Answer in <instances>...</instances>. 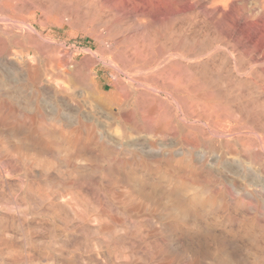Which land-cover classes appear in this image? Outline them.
I'll return each instance as SVG.
<instances>
[{
	"label": "rangeland",
	"instance_id": "rangeland-1",
	"mask_svg": "<svg viewBox=\"0 0 264 264\" xmlns=\"http://www.w3.org/2000/svg\"><path fill=\"white\" fill-rule=\"evenodd\" d=\"M44 1L47 4V6L45 5ZM51 1L54 2V0H51ZM51 1L50 0H42V1L41 0L40 1L38 0H0V29H1L0 30V41L4 42V46H5V50L2 49L3 54L0 55V57H2V59H0L1 60L0 61L1 63L0 65V100H2V97H3V101H12L14 99L13 102H20L23 105H25V103L27 105V103L30 102L32 109H30L31 108L30 105L29 106L25 105L26 109L29 113L30 112L34 113V110H35L34 108L37 102L45 101L46 99L45 97H47V95H48L47 99H50L49 94L45 95L46 92L50 93L49 91L50 88L46 86L48 89L46 88L47 90L44 89L45 90L44 91L43 88L41 89V87H39L38 85L35 84L34 85L35 87H34L33 84H30L31 82L26 77V72H25L26 68L28 69L30 67H35L36 65L39 66V64L40 66L42 65L44 66V63H43L44 61H45V67L47 66L46 68H49V69L51 68V64H53V62L55 64L59 61H62V63L65 61V63L67 62L66 66L68 68L71 67L70 70L72 69V73H73V68H75L74 72L75 71L77 72L78 70L77 68L80 67L79 68L80 71L78 70V72L81 73V75L85 74L86 72V74L84 76L82 75V77L83 78L85 76L87 77V78L85 77L87 80L85 78L84 79L86 80L88 85L85 82V80H84V83L82 82L83 78L82 80L77 82L75 81L76 80L75 78H72V81H71V77L73 76L64 75L62 76L63 79L61 83L59 82L61 80V77H60L59 79H56L58 83L56 82V80H53L51 81L52 84L51 83L49 84V87L51 86V89L55 86H56L55 88H58V89L63 88L66 91V93L69 89H71V93L70 91H68V93L71 95L67 93L68 94L67 98L69 96L68 98L69 103L72 100L71 108L72 107L74 108V106L77 104L83 110V114L85 113V116L83 118V123L93 124V121H94L93 125H96L95 126L96 128H100V126H103L104 130H106V133L110 137H113L114 139L121 138L123 141H126V142L131 141L132 139L136 137H142L143 141L145 140L144 143L147 144L152 149H155L154 148L155 146L159 148L160 146L159 141H162V142L164 141V143L166 144V146H164L159 151V153H157L154 150H151L148 152L146 151L141 152L139 155H137V157L135 155L134 157L132 156L133 157L132 160H129V163L125 165L115 164L114 162H107V160L103 159L101 155H98V157H100L101 160L98 158L99 160L97 162H93L97 166L92 163V167H91V163L90 164L88 163L90 165L88 166L92 173L90 172L91 175L86 181V185L89 187L90 191L96 192L97 194L99 193L102 198L107 199L110 202H114V203H116V200L115 201L113 200V197H114L113 195L118 194L125 189H127L130 192L133 198L132 199L133 208L138 207V211L139 213L141 211V213L140 214L137 213L138 211L135 212L136 214L133 213V215L135 214L134 216L135 218L132 217L131 219L132 222L129 221L128 227H131V229L128 228V232L130 233L135 232V226H134L135 221L133 220L137 219L140 221V224L142 226H145L144 227L145 229L143 227L142 228L143 230H145V232H147L143 240L149 239V238L152 239L155 236L156 238H158L157 240L158 244H161V247H163L164 249L163 256H161L162 258L160 257L161 259H157V257L160 256L158 249H156L158 252L157 254L156 250L153 247H150L151 249L144 248L143 246L145 245H142V244H145V242H143L141 238H135L136 248L141 247L139 250H142L144 252L146 251L147 253L149 252V250L154 249L152 250L153 252L150 251V253L147 254L148 256H151L150 257L151 259H149V257L147 256V262L149 259V262H148L149 264L150 262L151 264L152 263L154 264V262L155 264H223L224 262L225 263L228 262V264L229 263L230 264H264V248H263L264 247V209L262 210L261 208V204H262L261 202L263 201V198H264V104H260V102H253L250 105L249 103L247 105V103H244L246 105L243 104V106L240 105V107H238L239 104H241L239 102H237L239 103L237 104L235 102L219 103L217 101H214L213 98L215 97L216 92H215V89H213V76H214L213 71H209L206 73L202 72L204 74L202 76L203 77L202 79L200 78L201 77L200 75L202 73L201 74L196 73L195 75L193 74L195 76V79L194 77H191L192 74L189 76L190 73L186 72L185 75L183 73L184 75L183 82L186 80L188 76L189 78L188 80H186L187 82H184V84H181L182 86H180L172 78L171 75L173 74H170L169 72L167 73V71L166 72L162 71L163 68H161L165 65L170 64L171 62L173 63L174 61H177V59L178 61L180 60L179 62H182V63L184 62V64L186 63L195 64L197 62L196 64L203 65V63L205 64L208 60H211L212 62L213 42H214L213 40L215 39L214 37H216L215 36L216 33L214 32L215 29L211 30V28L213 27V24H212L213 19L202 21V20H199L201 18H199L194 13H188V14L186 13L184 14L185 15L184 16L182 15L183 13L176 15V14H170L168 11H165V13L160 14V12H157L154 10V17L158 19V23H164L165 25V28L163 30L164 31L163 35L168 36L169 35L168 32L170 33L172 29L173 31L176 30V32L175 31L173 32L174 34L172 33V36L174 38V40L173 38L172 40L178 43L177 45L179 46L177 45L172 46L170 43L172 42L171 40L170 42L165 43L166 51L165 50L161 51V50H158L157 47H160L159 43H162V42H159L158 44L153 42L152 47L153 48L156 47L157 52L154 51L156 52L153 54L154 56L153 55L147 56V54H145L144 52L141 55L140 54L141 50L137 51L136 47L139 46L140 44V49H141L142 48L141 46L143 44L145 43L148 44L150 42L149 40L151 36L153 37L152 33H154V30L149 29L150 31L148 30L146 31V33L141 32V31H145L144 29H142V27H144L143 26L144 23H141L142 21L138 20L136 17H133V16L130 17L128 15L127 17L123 12H116L115 10L109 7L105 8L99 2V0H94V1L93 0H89V1L88 0H77V1L67 0L68 2L66 0H65L66 2L64 0H59V1L55 0L54 3L52 2V4H56V5H53V7L52 5H50ZM74 2H75V5H74ZM65 3L67 4V6ZM69 3H70L71 9L73 6V11L75 12H72L71 9L68 11V9L70 8L68 6ZM91 3L93 5L95 4L96 6L97 5L98 6L97 7L95 5L93 6ZM37 4L41 5V7L38 6ZM89 4H91L92 6L91 5L89 6ZM100 4H101V9L99 8ZM63 5L67 9L65 8L62 9ZM254 6L255 5H253L252 2H249L246 8L252 9V7ZM42 7L44 10L42 9ZM78 7L82 9L79 10ZM93 7L94 8L96 7L95 8L96 12ZM47 8L50 10L51 9L53 10L49 12L50 10H47ZM56 8L57 9L60 8L59 10L61 12L62 10L67 11V13L62 12L63 16H65L66 19L65 18L63 19L61 12L57 10ZM97 8L99 12L97 11ZM89 10L90 12L92 10L91 13L93 15L88 12ZM78 11H81L82 13H79ZM70 12H72L73 15ZM121 13H122V16H121ZM58 14L61 15L62 17L59 16ZM67 14L68 15L71 14L70 15L71 17L68 16L69 17L68 18ZM74 14L76 15L82 14V15H79L81 17L77 15L74 18ZM83 14H85V16ZM87 14L89 16L92 15L93 18L87 17L88 16ZM192 14L194 15L192 16ZM95 15L97 16V18ZM102 15L104 16L103 17L104 19H102L101 17ZM123 15H125V17ZM98 16H100L101 18H99ZM196 17H198L199 19H197ZM80 18L82 19V21H79L81 20ZM84 18L85 20L86 19L87 20L84 21ZM91 18L93 19V21ZM94 18L96 19V21ZM100 19L101 21H97ZM198 21L200 22L202 21L203 24L202 22L200 23ZM10 22L12 24H16L15 22H17L18 23L16 24L17 27L15 28L13 27L12 29L13 25L8 24ZM22 22L23 23L28 22V23L33 24L30 30L33 36L29 37L27 35V37L37 40L39 42L33 41L32 39L30 40L26 36L25 37L20 36V33L24 31L25 29V27H23L25 25L22 24ZM199 23L202 24L201 25L202 27L199 25ZM208 23L209 25H207ZM203 25H205L206 27H204ZM18 26H21V27H18ZM77 26H80V27L78 28ZM166 26L168 27V29L170 28L172 29L167 30ZM198 26H199V29H198ZM94 27L95 28L97 27V28L95 29ZM181 27L183 28V30H186V31H183ZM208 27H210L209 28L210 33L207 31ZM93 28H94V31L95 30L97 31L95 32L98 35L100 34L99 36H102V37L104 36L103 37L104 39L101 37V40L99 41V36H96L97 37L96 39H95V36L94 37L90 36L88 29H91L92 31ZM197 29L199 31L198 33H197ZM3 30L7 31L6 32L7 35L5 32L3 33ZM190 31L193 32V34L195 33V35H193ZM101 32H103L102 35H101ZM180 32H181V35L183 33V36L180 35ZM178 33L182 37L181 38L182 40L180 39V36L177 35ZM189 34L193 36L192 37L190 35V37H192L191 38L192 41L195 38H196L195 39L196 41L194 40L193 42H191V39L188 38ZM141 35L145 36V39L144 37L142 38ZM198 37H200L201 39ZM184 38L186 40H184ZM187 38L190 41H188ZM206 38L207 40H205ZM202 39L206 41L207 45L204 44L205 41L203 40L204 41L203 42ZM30 41H32V43ZM142 41H144V43H142ZM184 41L185 42L188 41V44L185 43ZM9 42H10V45L8 44ZM183 42L185 43V45ZM189 42H191L192 44L191 43L189 44ZM199 42H203V43L201 44ZM23 43H25V45ZM34 43L35 45H37V47L39 46L40 47L39 48L34 47L35 45L34 46L32 45ZM136 43H139V44H136ZM209 43H212V44H209ZM169 45H171L174 50L172 49V47L169 48ZM180 45L182 46L180 47ZM193 45H196V46L198 45L197 48H199L200 47L199 45H201L202 49L203 47L204 49L209 48L208 50L203 49L204 54L202 55L204 56L208 55L207 53H209L210 52L209 50L211 49V52L209 53V55L206 56L208 58L210 56V58L208 59L201 55L200 56L201 58H197L198 60L196 59L195 61V58L186 57L188 56V54H186L185 51L187 50L189 51V49H192L190 47H192ZM174 46L176 48H174ZM185 46L186 48H183ZM167 47L170 49V51L169 49H167ZM181 48L182 50L183 49L184 50L182 51ZM197 48L195 47V50ZM107 49H109L110 51H108ZM175 50H178V51H175ZM134 51H136V53H133ZM192 51L190 50L187 53H190L191 55V53H193ZM8 52L9 53L13 52L15 54H17L18 52L17 55L19 56L18 57L19 59L15 58L13 60L7 61L6 57H7ZM138 53L140 54L141 58ZM121 54L123 57L121 56ZM134 54L138 55V56L137 55L133 56V58L137 56L135 58L137 60L136 62L134 61L135 59L130 58ZM163 54H165L164 55L165 59L162 58ZM2 55L3 56L5 55V56L3 57ZM49 55L51 57H49ZM146 56L148 59H146ZM176 56H178V58ZM121 57L123 60L121 59ZM154 58H156V60L158 58L157 61L155 60L157 63L152 61L154 60ZM3 59H4V62H3ZM49 59L50 60L53 59V61H51L52 63L50 62ZM128 59H130L129 62H128ZM206 59L207 61H205ZM17 60H18V65H21V67L19 68L15 67L16 66L15 61ZM160 60H162V64L161 63L158 64V61L161 62ZM2 62L5 66L2 64ZM24 62L26 66L28 65L27 67L25 66ZM208 62L211 63L210 61ZM10 64L11 65L13 64V66H11ZM71 65H76V66L73 67ZM143 65L147 68L145 69ZM148 65L151 68H149ZM156 65H160V66L154 68V66ZM114 66L116 67L118 66L117 67L118 69ZM2 68L3 70H1ZM159 69L161 71H159ZM206 74H208L207 77H206ZM114 76H116L117 78ZM197 77L200 78L201 81L203 80L202 81L203 83L205 82L206 83L205 84L201 83L200 79H198ZM210 78L212 80L210 81L205 80V79L209 80ZM193 79H194V82L192 81ZM185 83H187L186 87L188 86H191V87L189 89L186 88ZM200 83L203 85H201ZM193 84H195L194 86L195 88H197V90L194 89L190 91V89L193 88L192 87ZM66 85L69 87V89L66 88L67 87ZM36 86L38 87L37 89H36ZM75 86L77 87L74 88ZM244 87L243 88L241 87V88H242V91L245 93L246 91H248V89H251V88L246 87L247 90L245 91ZM39 88L40 90H38ZM33 89L36 90V92ZM186 89H187V92H186ZM22 90L24 92L25 90H27L28 92L26 91L24 93ZM32 90L34 91V93ZM42 90L45 94L42 93ZM195 90L196 92H194ZM259 90L261 91L262 89L258 88V91ZM22 92L24 95L22 94ZM101 93L103 94V96H101ZM1 94H3V96ZM17 94L18 95L22 94L20 96L21 98ZM40 95L43 97H41ZM35 96H37L36 97L37 99L35 98ZM26 97L27 99H30L31 101L34 100L32 101L33 103L30 100H27ZM23 98L26 100H24ZM5 99H8V100H5ZM22 100L24 101V103ZM118 103L119 105L121 104V106H119ZM212 104L215 105L213 108H212L213 106ZM221 106H224V107H221ZM123 115L124 116L126 115L127 117L130 116L131 118L129 117V119L127 120L126 117H123ZM73 120H74L73 122L72 120L69 122L73 125V127H75L77 126V123L79 122L75 119ZM132 120H133V123L136 121L135 124L137 123L136 124L137 127L139 126L138 128L136 127L135 132H134V129L131 128L133 126ZM165 120H166V123H165ZM167 122H169V124L170 123L171 124L173 123V124L169 125L167 124ZM129 123H131V125H129ZM146 123H148V125L150 124L151 127L148 125L147 127L149 128L144 126ZM2 124L4 126H2ZM2 124L0 122V132L4 134H7V133L9 134L11 131L10 130L11 127L9 125L4 124L3 122ZM166 124L168 128H166L163 133L159 134L158 131L163 130L162 128H160V126L166 125ZM27 125L28 127L25 128V130L22 129L23 131L21 130V132L29 133V134H37L36 127L38 125V122L33 120V121L28 122ZM17 128L19 132L20 127L17 126ZM145 129L147 131H145ZM156 133H158L159 135L157 136ZM105 161L107 162V164ZM130 161H132L133 163ZM93 166H96V167L99 166L98 167L99 169L98 168L96 169V167L94 168ZM102 167L105 169L104 171ZM108 167L111 168L113 172V173L110 172L109 176L107 173ZM93 169L96 170V172L98 170L100 171L95 173L93 172L94 171ZM0 170L2 174L6 173L2 168H0ZM174 171L175 172L177 171L176 174ZM178 171L182 173L181 176L178 173ZM102 174H105V175L102 176ZM205 174H208L209 176L208 175L207 176L209 178L211 177L210 182H208L209 178L205 176ZM117 175L119 176L117 177ZM187 175L189 177L188 181H187ZM190 176L191 177L193 176L192 177L193 179ZM111 178L113 179V181H111ZM190 178L192 179L191 181H193L194 183L190 181ZM194 178H196L198 181H196V179ZM201 178H203V181ZM204 178L206 179L204 180ZM100 180L103 182L101 183L102 185L101 187H100V184H98V182L99 183L101 182ZM0 183H1L0 188H3L2 189L3 191H1L0 189L1 191L0 195L2 194V192L5 195V196H1L2 198L0 200L1 201L0 204L2 203L3 201L2 199L4 197H5L4 202H7V201L10 202V200H12L10 204L14 207L13 212L15 213V215L12 214L13 213L12 211L11 213L7 212L3 204L0 205V213H2L1 211H3V208H4V211L7 214H11L17 218H20L21 214L23 212L25 213V211H27L26 212L27 217L31 218L32 216H35L37 209L35 206L30 204V200L28 199L27 193H30V191H38V190L35 188L31 189V186L29 185L30 180H27L26 178L20 177L18 175H7L6 173L5 175L3 174L2 176H0ZM17 183L18 184L20 183V184L17 186L16 185ZM125 186L127 187L125 188ZM112 187L115 189H113ZM189 187H192V188L194 187L193 188L194 191H196L195 189L196 187L199 191L197 190L196 193L194 191L192 192L193 190L192 188H190L191 191H187L189 190ZM14 188H16L17 190ZM107 189H110V190L108 191ZM42 191L46 192L47 190H42ZM112 191L115 192V194ZM106 192H108L109 195ZM6 193L11 199H7L8 196L6 195ZM194 194H199L201 198V204L197 206H191V204H189L188 199ZM23 196L24 198L26 196L27 199L25 198L26 199L25 200ZM20 198H21V202L19 201ZM26 202L28 203V206ZM173 203L175 204V206L172 205ZM17 205L19 208L17 207ZM25 206L26 208L24 210V208L22 207H25ZM146 206H148L151 209V211H149L148 207ZM34 207L36 210H32ZM143 207H146L147 209H144ZM20 208H22L23 210H21ZM142 209L146 211H143ZM160 209L162 210V212ZM169 209L171 210V214L175 212L174 214L177 215L178 213L177 218L175 217V215L172 216L171 214H169L170 212ZM152 211L153 213H151ZM143 212H145V214ZM157 213H160V214H157ZM167 215H169V218ZM163 216L164 217L167 216V217L164 218ZM180 216L182 218H179ZM139 217H141L142 221L139 219ZM142 217L145 219H143ZM146 219L148 221H146ZM151 219L153 222L150 221ZM142 222L143 223L147 222L148 225H146L145 223L143 224ZM15 224H14L15 228L20 227L19 228L20 230L24 228L25 230L23 231L22 229L21 232L23 231V233L24 232L26 233L27 228L25 224H22L21 222L18 223L19 225L17 223ZM156 226L159 227V229L157 228L156 230L155 228ZM152 231H155V232H152ZM156 231H160L161 233L156 232ZM72 233L74 234L72 237H74L75 240L80 239L81 236L83 237V234L78 231L75 232L73 230ZM73 241H71L70 244H73ZM29 246H32V245L28 243L26 247H29ZM73 248H74V245H72V249H71V246L69 247L70 252L72 251L74 252V253L72 252V254L74 255L72 257L73 259L72 261L75 262L76 261L74 260L76 259L75 256H77L80 250L76 249V246H75V249ZM112 257L111 258H112L113 264H118V262L115 261L114 254L112 255ZM224 257L226 258V261H224L225 259H222ZM221 259H222V262L224 261L223 263L221 262ZM136 261L137 259L136 260L134 259V262L132 264H134ZM74 264H78V262L76 261Z\"/></svg>",
	"mask_w": 264,
	"mask_h": 264
},
{
	"label": "bare ground",
	"instance_id": "bare-ground-1",
	"mask_svg": "<svg viewBox=\"0 0 264 264\" xmlns=\"http://www.w3.org/2000/svg\"><path fill=\"white\" fill-rule=\"evenodd\" d=\"M38 1H40V0H38ZM26 2H28V1H26ZM52 2L53 1H51V4L50 3L49 4L52 5V7H53V5H56V4H52ZM54 2H55V0H54ZM99 2L105 8L109 7L111 9L115 10L116 12H123L126 16L127 15L130 17L133 16V17H136L138 20L142 21L141 23H144V25H143L144 27H142V29H144L145 31H141V32L146 33V31H148L149 29L154 30V33H152L154 38L150 35L151 38H150V40H149L150 42L148 44L147 43H145L146 45L143 44L141 46L142 48L140 49V44L136 43V44H139V46L136 47V50L137 51L141 50L140 54L142 55L144 52L145 54H147V56H149V55L152 56L154 53L157 52L156 47H154V48L152 47L153 42H155L157 44L159 42H162V43H159L160 47H157V48H158V50L163 51L166 49L165 43L170 42L173 38L172 33L174 31L176 32V30L173 31V29L170 27H169L170 29H168V27H167L168 25L166 24L167 30H171V29L172 30L170 31V33L168 32V34H169L168 36H164L163 30L165 28V25H164V23H158V19L156 17H154V10L157 12H160V14L165 13V11H168L170 14H176V15L177 14L179 15L180 13H183L182 15H184L186 13L187 14L188 13H194L195 15H197L201 19H199L198 17H196V18L199 20H202V21L213 19V23H212L213 27L211 28V30L215 29L214 32L216 33V35H215L216 37H214V38L216 40L215 39L213 40L214 42H213V60H212V62H211V60H208L211 62V63H209L206 59L205 61H207V62L205 64L202 62L203 65L202 64H196L197 62L195 64H191V63L184 64V62L183 63L179 62L180 60L178 61V59H177V61H174L173 63L171 62L170 64L161 67V68H163L162 71H165V72L167 71V73L169 72L170 74H173V75H171L172 78L180 86H182L181 84H184V82H187L186 80H188V78L191 74H192L191 77H194V79H195L194 75L196 73L201 74L202 72L206 73L209 71H213V74H214V76H213V89H215V92H216V95L213 98L214 101H217L219 103H223V102L224 103H226V102L237 103V102H239L241 104L237 103V104H239L238 107H240V105L243 106L244 103H247V105H248V103L250 105L253 102H260V104H264V90H263L264 89V6H263L264 0H99ZM249 2H252V4L255 5L254 7H252V9L248 7L250 9V11H249V9L246 8L247 5L249 4ZM44 3H45V1H44ZM82 4H83V2H82ZM91 4H89V6ZM101 4L99 7L100 9H101ZM45 5L47 6L46 3H45ZM45 5H43V6H45ZM60 5H61V3H60ZM74 5H75V2H74ZM38 6L41 7V5H38ZM63 6H62V9L65 8V6L64 7ZM66 6H67V4H66ZM68 6L70 7V3ZM82 7H84V6H82ZM86 7H87V5H86ZM37 8H39V7H37ZM48 8H47V10H50ZM89 8H91V7H89ZM42 9H43V7H42ZM59 9H57V10H59ZM65 9H67V8H65ZM70 9H71V7L68 9V11ZM78 9L81 10L82 8L80 9L78 7ZM51 10H53V9H51ZM51 10L49 12H51ZM71 11L75 12V11H73V6H72ZM97 11H98V8H97ZM62 12L67 13L66 10H64V11L62 10ZM62 12H61V14L63 16ZM72 12H70V13H72ZM78 12L82 13L81 11H78ZM88 12L91 13L92 10H91V12H90V10ZM95 12H96V9H95ZM108 12H110V11H108ZM111 12H113V11H111ZM100 13H101V11H100ZM102 14H104V13H102ZM194 14H192V16ZM70 15L71 14H69V15L67 14V17ZM72 15H73V13H72ZM77 15L79 16L82 14H77ZM77 15L74 14V18ZM83 15L85 16V14H83ZM92 15H90V16L88 15L87 17L93 18ZM125 15H123V16L125 17ZM59 16H61V15H59ZM121 16H122V13H121ZM79 17H81V16H79ZM98 17L99 18L102 17V19H104L103 15L101 17L100 16H98ZM64 18H65V16H63V19ZM96 18H97V16H96ZM86 20L84 18V21H86ZM109 20H111V19H109ZM79 21H82V19ZM92 21H93V19H92ZM95 21H96V19H95ZM97 21H101V19L97 20ZM198 22H200V21H198ZM15 23L18 24L17 22H15ZM66 23H68V22H66ZM200 23H199V25L201 26L203 24V22H202V24H200ZM8 24H12V23L10 22ZM16 24H12L13 25L12 29H13V27L14 28L17 27ZM22 24L25 25V26L21 25V26L25 27V29H24V31H22L20 33V36L21 37H25V36L27 37V35H28L29 37L30 36L32 37L33 35H32L30 30H31V27L33 26V24L28 23V22H24V23L22 22ZM95 24H96V22H95ZM207 25H209V23ZM21 26H18V27H21ZM203 26L206 27L205 25H203ZM77 27L79 28L80 26H77ZM136 27H138V26H136ZM94 28L92 31H91L92 28L88 29V31H89L90 36H92V37L95 36V39H96L97 38L96 36H99L100 34L98 35L96 33L97 31L96 30H95L96 32L94 31ZM183 28H182V30H183ZM209 28L210 27H208L207 31L210 33ZM198 29H199V26H198ZM198 29H197V33L199 32ZM167 30H165V31H167ZM195 30H194V32H195ZM183 31H186V30H183ZM183 31H181V32H183ZM4 32L6 33L7 31L3 30V33ZM181 32H180V35H181ZM98 33H99V31H98ZM102 33L103 32H101V35H102ZM110 33H108V34H110ZM191 33L193 34V32H191ZM6 35H7V33H6ZM177 35H179V33ZM190 35L191 34H189V36H188L189 39H191L193 37L192 35H191L192 37H190ZM193 35H195V33ZM141 36H139V37H141ZM181 36H183V33ZM181 36H180V39L182 38ZM29 37H27V38H29ZM101 37L102 36H99V41L101 40ZM143 37L145 39V36H142V38ZM163 37H165V38H163ZM194 37H196V36H194ZM142 38H141V40H142ZM185 38H184V40H186ZM188 38H187V40H188ZM198 38H200V37H198ZM29 39L31 40L32 38H29ZM195 39H193V41ZM208 39H210V38H208ZM26 40H25V42H26ZM32 40L39 42V41L34 40V39H32ZM173 40H174V38H173ZM173 40H172V42H170L171 45L172 46L177 45L178 43L174 42ZM181 40H180V42H181ZM203 40L204 39H202V41ZM205 40H207V38ZM188 41H190V40H188ZM188 41L187 42L184 41V42L188 44ZM193 41L191 39V42H193ZM30 42L32 43V41H30ZM191 42H189V44ZM203 42H199V43L202 44ZM102 43H104V42H102ZM142 43H144V41H142ZM185 43H184V45H185ZM8 44L10 45V42ZM23 44L25 45V43H23ZM26 44H28V43H26ZM187 44H186V46H187ZM193 44H195V43H193ZM204 44H206V41ZM209 44H212V43H209ZM32 45L34 46L35 43ZM171 45H169V48L172 47ZM38 46H39V44H38ZM109 46H111V45H109ZM166 46H168V45H166ZM177 46H179V45H177ZM181 46L182 45H180V47ZM186 46L183 48H186ZM188 46H190V45H188ZM199 46H200L199 48H197L198 45L197 46L193 45L192 47H190L192 49H189V51L194 50V51H192L193 53H191V55H190V53H187V52H189L188 50L185 51L186 54H188V56H186V57L195 58V61L197 58H201L200 56L202 54H204V50H208L209 48L204 49V47H203V49H204L203 50L202 46L201 45H199ZM6 47H8V46H6ZM34 47L39 48L40 46L37 47V45H35ZM195 47L198 50L197 49L195 50ZM169 48L167 47V49H169ZM174 48H176V47L174 46ZM0 49H1V51H0V55H1V54H3L2 49L5 50L4 42H2V41H0ZM109 49H107V50L110 51ZM172 49H173V47H172ZM181 50H182V48H181ZM124 51H125V49H124ZM154 51H156V52H154ZM169 51H170V49H169ZM175 51H178V50H175ZM209 51L211 52V49ZM90 52H91V50H90ZM167 52H168V50H167ZM128 53H129V51H128ZM133 53H136V51H134ZM182 53H184V52H182ZM209 53H207V54L209 55ZM17 54H18V52H17ZM17 54H15L13 52H10V53L8 52L6 60L8 61V60H13L15 58H18L19 56ZM42 54H44V53H42ZM140 54H139V56H140ZM93 55H94V53H93ZM135 55H137V54H134L131 57L130 56L129 57L133 58V56H135ZM157 55H158V53H157ZM160 55H161V53H160ZM164 55L165 54H163L162 58L165 59ZM208 55H206V56H208ZM121 56H122V54H121ZM147 56H146V59H148ZM179 56H181V55H179ZM202 56L205 58H208L204 55H202ZM49 57H51V56L49 55ZM119 57H120V55H119ZM122 57H121V59H122ZM176 57L178 58V56H176ZM127 58H125V59H127ZM135 58H133V59H135ZM140 58H141V56H140ZM183 58H185V57H183ZM209 58H210V56H209ZM0 59H2V57H0ZM4 59H3V62H4ZM155 60H156V58H154V60H152V61L156 62L158 60V58L156 61ZM162 60H160L161 62L158 61V64H160V63L162 64ZM202 60H203V58H202ZM51 61H53V59L50 60V62ZM129 61H130V59H128V62ZM134 61L136 62L137 60L135 59ZM191 61H193V60H191ZM3 62H2V64H3ZM55 62H57V61H55ZM151 62H150V64H151ZM43 63H44V66L43 65L40 66V64H39V66L36 65L35 67H30L28 69L26 68V71H25L26 77L31 82L30 84H33V86L36 84L39 87H41V89L43 88V90L44 89L47 90L48 88H50L49 89L50 93L46 92V94H45L42 90V93H44L45 95L49 94L50 99H47V97H48V95H47V97L44 96L46 98L45 101L37 102L35 108L33 107L35 109V110L33 109L34 113H31V112L29 113L26 109V106L27 105L29 106L31 104L30 102H28L29 104L27 103V105L25 103V105H26L25 106L20 102H13L14 99L12 101H3V97H2L3 94H1L2 100H0V122H1V124L3 122L4 124L9 125L11 127V129H10L11 131L9 134L8 133L4 134V133L0 132V168H2L7 173V175H18L20 177L26 178L27 180H30L29 185L31 186V189L35 188L38 191H30V193H27L28 199L30 200V204L35 206L37 209L36 210L35 207L32 209V210L37 211L35 213V216H32L31 218L27 217V214H26L27 211H25V213L23 212L21 214L20 218H17L11 214H7L4 211V208H3L4 212L1 211L2 213H0V264H74L76 261L78 262V264H113V261H112V258H113L112 255L113 254H114L115 261L118 262V264H132L134 262V259L135 260L137 259V261L134 264H137V263L147 264L149 262V259H151L150 258L151 256H148L147 254H149L150 251H152L154 249L155 250L158 249L160 256L158 255L159 257H157V259H161L162 258L161 256H163V253H164V249H163V247H161V244H158V241H157L158 238H156V236H155L154 238L151 237L152 239L149 238V239L143 240L145 238V234L147 232H145V230H143V228L145 226H142L140 224L139 220H137V219L133 220V221H135V223H134L135 224L134 225L135 226V232H134L135 234L132 232L131 233L128 232V228L131 229V227H128L129 226L128 223H129V221L132 222V220H131L132 217H134L136 214L135 212L138 211V207L133 208V200H132L133 198H132L130 192L127 189L121 191L118 194H115V192L112 191L115 194V195H113V193H112V195L114 196L113 200L114 201L116 200V203H114V202H110L107 199L102 198L99 193L97 194L96 192L90 191L89 187L86 185V181L88 180L89 176L91 175L89 164L91 163V167H92V163L97 162L100 159V157H98V155H101L103 159L107 160V162H114L115 164L125 165V164L129 163V160H132L134 155L137 157V155H139L141 152H145V151L148 152V151L154 150L157 153H159V151L164 146H166V144L164 143V141L163 142L159 141L160 142L159 148H157V146H155L154 147L155 149H152L147 144L144 143L145 140L143 141L142 137H136V138L132 139L131 141L126 142V141H123L121 138H115L114 139L113 137H110L106 133V130H104L103 126H100V128H96L95 127L96 125H93L94 121H93V124L92 123L91 124L83 123V118L85 116V113L83 114V110L77 104L74 106V108L73 107L71 108V104H72L71 101L72 100L69 103V100H68L69 96L67 98V95L69 94L68 91H70V93H71V89H69V87L66 85L67 86L66 88L69 89L67 91V93H68L67 94L63 88L58 89V88H55L56 87L55 86L51 89V86L49 87V84L51 83V81L59 79L60 77H61V80L59 82L61 83L62 79H63L62 76H64V75L73 76V77H71V81H72V78H75L76 80L75 79L74 80L79 82L83 78L82 75L84 76L86 74V72H85V74L81 75V73L78 72L80 67L79 68L76 67L78 69L77 72L76 71L74 72L75 68H73V73H72V69L70 70L71 67L68 68L66 66L67 62L65 63V61L63 63H62V61H59L55 64L53 62V64H51L50 69L46 68L47 66L45 67V61ZM5 64H6V62H5ZM15 64H16V66L14 65L15 67H18V68L21 67V65H18V60L15 61ZM22 64H23V62H22ZM24 64H25V62H24ZM69 64H70V62H69ZM125 64H126V62H125ZM0 65H1V63H0ZM11 66H13V64ZM25 66H26V64H25ZM71 66L74 67L76 65H71ZM158 66H160V65H156V66H154V68H156ZM84 67H86V66H84ZM114 67H116V66H114ZM148 67H149V65H148ZM146 68L147 67H145V69ZM149 68H151V67H149ZM1 70H3V68ZM122 70H124V69H122ZM11 71H12V69H11ZM159 71H161V70L159 69ZM186 72H188L190 74L186 78V80L183 82V80H184L183 76L186 74ZM183 73H184V75H183ZM20 75H21V73H20ZM203 75H204L203 73L200 75L201 79L203 78L202 77ZM207 76H208V74H206V77ZM114 77H116V76H114ZM84 78L82 80L83 83L87 77L85 79ZM200 78H198V79H200ZM194 79L192 80L193 82H194ZM201 79H200V82L203 83L202 82L203 80L201 81ZM207 79H205V80L206 81L212 80L211 78L209 80H207ZM86 80H85V82H86ZM189 80H191V79H189ZM56 82H57V80H56ZM190 82H188V83H190ZM73 83H72V85H73ZM205 83H203V84H205ZM80 84H81V82H80ZM190 84H192V83H190ZM195 84H197V83H195ZM195 84H193V86H192L193 88L190 89V91L194 90V89L197 90V88H195V86H194ZM203 84H201V85H203ZM87 85H88V83H87ZM186 85H187V83H185V87H186ZM46 86H48V88ZM76 87L77 86H75L74 88H76ZM190 87L191 86H188L186 88L189 89ZM241 87L242 88L244 87L245 91L247 90L246 87L251 88V89H248V91H246V93H245L242 91ZM37 88L38 87L36 86V89ZM258 88L262 89V90L258 91ZM81 89H82V87H81ZM38 90H40V88ZM196 90L194 92H196ZM26 91L27 90H25V92ZM34 91L36 92V90H34ZM34 91H33V93H34ZM23 92H22V94H23ZM186 92H187V89H186ZM203 93H204V91H203ZM22 94H20V95L17 94V95L20 97ZM14 95H15V93H14ZM69 95H71V94H69ZM203 95H205V94H203ZM101 96H103L102 93H101ZM15 97H17V96H15ZM36 97L37 96H35V98ZM41 97H43V96H41ZM6 98H8V97H6ZM70 98H71V96H70ZM26 99H27V97H26ZM26 99H24V100H26ZM103 99H105V98H103ZM5 100H8V99H5ZM27 100H30V99H27ZM32 101H34V100H32ZM185 101H186V99H185ZM261 102H263V103H261ZM23 103H24V101H23ZM118 105H119V103H118ZM244 105H246V104H244ZM119 106H121V104ZM214 106L215 105H213L212 108ZM30 107H31V105H30ZM221 107H224V106H221ZM218 108H219V106H218ZM30 109H32V107ZM226 109H227V107H226ZM123 117H126V119L128 120L130 116L127 117L126 115L125 116L123 115ZM73 119H75L79 122V123H77V126H75V127H73V125L69 122L71 120L73 122L74 121ZM33 120L38 122V125L36 127V129H37L36 133L37 134H29V133L21 132L22 129L25 130V128L28 127L27 123L30 121H33ZM91 120H93V119H91ZM135 122L133 123V120H132L133 126L132 127L130 126L132 129H134V132H135V129L137 127L136 126L137 123L135 124ZM165 123H166V120H165ZM152 124H153V122H152ZM167 124H169V122H167ZM167 124L160 126V128H162L163 130L158 131L159 134L163 133L164 130L166 128H168ZM129 125H131V123H129ZM147 125H148V123H146L144 126L147 127ZM160 125H161V123H160ZM2 126H4V125L2 124ZM17 126L20 127L19 132L17 130L18 129ZM148 126H150V124ZM140 127H142V126H140ZM147 128H149V127H147ZM146 129H145V131H147ZM150 129H152V128H150ZM139 131H140V129H139ZM148 131H149V129H148ZM148 133H150V132H148ZM158 133H156L157 136L159 135ZM176 156H177V154H176ZM144 159H146V158H144ZM107 162H106V164H107ZM130 162H132V161H130ZM146 162H147V160H146ZM157 163H158V161H157ZM93 164H95V163H93ZM103 164H105V163H103ZM192 164H194V163H192ZM96 166H93V167L95 168ZM98 167H96V169ZM165 168H167V167H165ZM172 169H174V168H172ZM104 170L105 169L103 168V171ZM107 170H108L107 173L109 176L110 172H112V169L108 167ZM98 171H100V170H98ZM93 172L97 173L96 170H94ZM176 172H175V174H176ZM6 173H3V174L5 175ZM178 173L181 176L182 173L179 171H178ZM3 174L0 172V176H2ZM103 175H105V174H102V176ZM203 175H201V176H203ZM207 175L208 174H205V176H207ZM118 176L119 175H117V177ZM185 177H186V175H185ZM188 178L189 177L187 175V181L189 180ZM191 178H190V181L193 179V178L192 179ZM196 178H194V179H196ZM210 178H209L208 182H210ZM99 179H101V178H99ZM113 179H114V177H113ZM113 179L111 178V181H113ZM198 179H200V178H198ZM201 179L203 181V178H201ZM205 179L206 178H204V180ZM106 180H108V179H106ZM196 181H198V180L196 179ZM191 182H193V181H191ZM101 183H103V182L102 181L100 183L98 182V184H100V187L102 186ZM7 184H6V186H7ZM19 184L17 183L16 185L18 186ZM138 184H139V182H138ZM4 185H3V187H4ZM103 185H105V184H103ZM106 186H108V185H106ZM126 187L127 186H125V188ZM91 188H93V187H91ZM190 188H192V187H189V190H187V191H191ZM0 189H1V191H3L2 190L3 188H0ZM14 189H16V188H14ZM113 189H115V188H113ZM195 189H196V191L198 190L196 187H195ZM42 190H47V191L43 192ZM107 190L109 191L110 189H107ZM40 191H42V192H40ZM193 191H194V189L192 190V192ZM196 191H194V192L196 193ZM4 193H5V191H4ZM106 193L109 195L108 192H106ZM2 194H3V192H2ZM2 194L0 195V200L2 198L1 196H5L4 194L3 195ZM6 195L8 196L7 193H6ZM7 196H6V198H7ZM202 196H203V194H202ZM4 198L2 199L3 201L0 205L3 204L5 207V210L7 212H10V213H11V211L13 212L14 207L10 204L12 200H10V202H8V201L4 202ZM23 198H24V196H23ZM25 198H26V196H25ZM7 199H11V198H9V196H8ZM188 200H189V204H191V206H197V205L201 204V198H200L199 194H194ZM15 201H16V199H15ZM19 201L21 202V198ZM180 201H181V199H180ZM182 201H184V200H182ZM28 203H29V201H28ZM28 203H27V206H28ZM261 203H262L261 208L263 210L264 209V198H263V201ZM172 205L175 206L174 203ZM14 206H16V205H14ZM17 207H18V205H17ZM30 207H31V205H30ZM146 207H148V206H146ZM146 207H143V208L147 209ZM22 208H24V210H25L26 206L22 207ZM22 208H20V209L23 210ZM144 209H142V210L146 211ZM148 209H149V211H151V209L149 207H148ZM1 210H2V208H1ZM33 212H35V211H33ZM161 212H162V210H161ZM260 212H261V210H260ZM133 213H135V214L133 215ZM137 213H139V211ZM140 213H141V211H140ZM143 213L145 214V212H143ZM151 213H153V211ZM174 213L175 212H173V214H171V210L169 212V214H171L172 216L175 215ZM12 214L15 215L14 212ZM157 214H160V213H157ZM177 215H178V213H177ZM177 215H175L176 218H177ZM167 216L169 218V215H167ZM167 216H165V217L163 216V217L166 218ZM143 217H145V216H143ZM239 217H240V215H239ZM179 218H182V217L180 216ZM242 218H243V216H242ZM139 219L142 221L141 217H139ZM143 219H145V218H143ZM148 219H150V218H148ZM247 219H245V220H247ZM146 221H148V220L146 219ZM150 221H152V219ZM20 222L22 224H25V226L27 228L26 233L25 232L23 233V231L25 230L24 228H22L23 231L21 232L22 229L20 230L19 229L20 227H18V228L14 227L15 223L18 224ZM145 224L148 225L147 222ZM152 224H154V223H152ZM157 226H158V224H157ZM157 226L155 227L156 230H157V228L159 229V227H157ZM163 228H165V227H163ZM161 229H160V231H161ZM73 230L75 232L78 231V232L82 233L83 237L81 236V238H80V236H79L80 239L77 238L78 240H75L74 237H72L74 235L72 233ZM160 231H156V232L161 233ZM152 232H155V231H152ZM148 234H150V233H148ZM135 238H141L143 240V242H145V244H142V245H145V246H143L144 248L153 247L154 249L149 250V252H147V253H146V251L144 252L142 250H139L141 247L136 248ZM21 239H23V240H21ZM21 241H23V242H21ZM71 241H73V244H70ZM137 241H139V240H137ZM140 242H139V244H140ZM254 242H255V240H254ZM28 243H30L32 246L26 247ZM72 245H74L73 249H75V246H76V249L80 250V252H78L77 256H75L76 257V259H74V260H76L75 262L72 261L73 260L72 257L74 256L72 254L73 251L70 252V249H69L70 246L72 249ZM147 251H148V249H147ZM156 253L158 254L157 250H156ZM157 254H155V255H157ZM147 256L149 257L148 262H147ZM222 259H225L224 261H226L225 257ZM222 259H221V262H222ZM150 264H151V262H150ZM154 264H155V262H154ZM225 264H228V262Z\"/></svg>",
	"mask_w": 264,
	"mask_h": 264
}]
</instances>
